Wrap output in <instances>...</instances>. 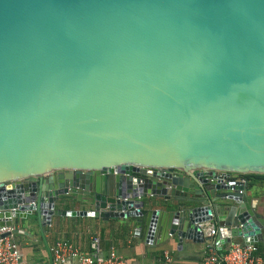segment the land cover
<instances>
[{
	"label": "water",
	"instance_id": "95a60500",
	"mask_svg": "<svg viewBox=\"0 0 264 264\" xmlns=\"http://www.w3.org/2000/svg\"><path fill=\"white\" fill-rule=\"evenodd\" d=\"M264 0H0V228L128 221L264 243ZM65 205L75 206L73 209Z\"/></svg>",
	"mask_w": 264,
	"mask_h": 264
},
{
	"label": "crops",
	"instance_id": "0c3cea01",
	"mask_svg": "<svg viewBox=\"0 0 264 264\" xmlns=\"http://www.w3.org/2000/svg\"><path fill=\"white\" fill-rule=\"evenodd\" d=\"M249 187L253 206L264 219V184L256 183ZM64 208L73 209L75 206L65 205ZM15 228L29 234L14 235L22 260L26 264H50L38 228L36 226L28 228L25 223L19 221L15 222ZM212 228L218 232V226L204 225L205 238H210L208 231ZM46 237L51 249L58 240H65L80 253H88L91 250V240L97 237L100 239L101 256L107 257L110 250L114 249L125 260L134 264L157 263L163 260L166 254L171 259L169 264H200L210 244L214 245L219 254H223L230 245H224L221 249L216 242L218 233L217 236L212 237V240L203 239L197 244H189L185 241L180 246L175 238L161 243L158 242V237H155L153 244H150L143 238L135 236L134 229L128 221L103 222L100 219L80 217H55L53 225L48 228ZM234 242L243 243L242 239H234L232 243ZM256 245L259 249L258 254L264 261V243L258 242Z\"/></svg>",
	"mask_w": 264,
	"mask_h": 264
},
{
	"label": "built area",
	"instance_id": "2783aa9c",
	"mask_svg": "<svg viewBox=\"0 0 264 264\" xmlns=\"http://www.w3.org/2000/svg\"><path fill=\"white\" fill-rule=\"evenodd\" d=\"M239 179L246 182L240 177ZM13 230L14 228H0V264H26L21 258ZM217 233L214 228L208 231L210 237L217 236ZM51 250L54 264H134L125 260L114 249L110 250L107 257L101 256L100 239L97 237L91 240V250L88 253H80L65 240H58ZM258 250L256 244L234 242L223 254H219L214 245L210 244L200 264H264ZM170 261L166 254L163 260L157 263L145 264H169Z\"/></svg>",
	"mask_w": 264,
	"mask_h": 264
},
{
	"label": "trees",
	"instance_id": "16d2710c",
	"mask_svg": "<svg viewBox=\"0 0 264 264\" xmlns=\"http://www.w3.org/2000/svg\"><path fill=\"white\" fill-rule=\"evenodd\" d=\"M239 177L247 181L249 185H255L256 183L264 184V175L246 174L240 175Z\"/></svg>",
	"mask_w": 264,
	"mask_h": 264
}]
</instances>
